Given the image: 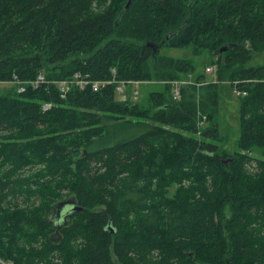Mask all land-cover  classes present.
Instances as JSON below:
<instances>
[{
    "label": "trees",
    "instance_id": "obj_1",
    "mask_svg": "<svg viewBox=\"0 0 264 264\" xmlns=\"http://www.w3.org/2000/svg\"><path fill=\"white\" fill-rule=\"evenodd\" d=\"M263 49L264 0H0V264H264Z\"/></svg>",
    "mask_w": 264,
    "mask_h": 264
},
{
    "label": "rangeland",
    "instance_id": "obj_2",
    "mask_svg": "<svg viewBox=\"0 0 264 264\" xmlns=\"http://www.w3.org/2000/svg\"><path fill=\"white\" fill-rule=\"evenodd\" d=\"M160 54H166L171 57H192L191 49L190 48H169V47H162L159 49ZM205 57V56H204ZM195 63L196 69L194 73L204 72L205 79H209L212 76L211 71H207L205 67L211 66L208 62V59H204L203 57H196L192 58ZM250 65H260L264 64V49L258 52H254L252 55ZM205 69V70H204ZM187 77H185L186 79ZM12 83L1 82L0 83V93L7 92L11 90L13 87ZM128 86V85H127ZM134 87V86H133ZM138 100L144 101L149 94V91L152 90H162L163 84L162 83H143L138 85ZM131 90L132 87H127L126 92L122 94V98L129 95L131 98ZM217 91L219 94V112H218V122H219V131L222 136L225 137L222 145L225 146L227 149L232 150L235 145L236 139L239 137L240 128L238 123V113H239V102L238 96L233 93V89L228 82H220L217 85ZM16 201H20L16 200ZM32 199L28 200L30 203ZM23 205V204H22Z\"/></svg>",
    "mask_w": 264,
    "mask_h": 264
},
{
    "label": "built area",
    "instance_id": "obj_3",
    "mask_svg": "<svg viewBox=\"0 0 264 264\" xmlns=\"http://www.w3.org/2000/svg\"><path fill=\"white\" fill-rule=\"evenodd\" d=\"M207 71H212L210 67H206ZM69 84H71L72 82L76 83L80 88H83L84 85L86 84V80H84L79 73H76L73 78L71 80H68ZM138 82H136L135 84H137ZM93 84V88L94 89H97L98 88V81H94L92 82ZM124 84V82H122V84L117 88L118 91H123L122 89V85ZM173 84V90H172V94H173V98H177L178 97V94H179V91H178V83L173 81L172 82ZM235 93L238 94V95H244L245 92L244 91H239V90H236L234 89ZM48 105L44 106V108H47Z\"/></svg>",
    "mask_w": 264,
    "mask_h": 264
},
{
    "label": "water",
    "instance_id": "obj_4",
    "mask_svg": "<svg viewBox=\"0 0 264 264\" xmlns=\"http://www.w3.org/2000/svg\"><path fill=\"white\" fill-rule=\"evenodd\" d=\"M147 45H148V46H151V47L153 48V45H150V44H147ZM224 49H225V47L222 48V50H224ZM156 51H157V49H153V53L156 52ZM225 162H226V161H225Z\"/></svg>",
    "mask_w": 264,
    "mask_h": 264
},
{
    "label": "crops",
    "instance_id": "obj_5",
    "mask_svg": "<svg viewBox=\"0 0 264 264\" xmlns=\"http://www.w3.org/2000/svg\"><path fill=\"white\" fill-rule=\"evenodd\" d=\"M190 77V76H189Z\"/></svg>",
    "mask_w": 264,
    "mask_h": 264
}]
</instances>
